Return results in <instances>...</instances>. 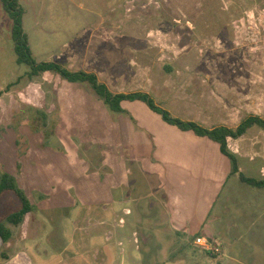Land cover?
Listing matches in <instances>:
<instances>
[{
	"label": "rangeland",
	"instance_id": "rangeland-1",
	"mask_svg": "<svg viewBox=\"0 0 264 264\" xmlns=\"http://www.w3.org/2000/svg\"><path fill=\"white\" fill-rule=\"evenodd\" d=\"M20 3L37 62L95 73L115 94L146 92L172 116L207 128H236L251 115L264 119V0ZM12 23L0 2V176L15 177L33 210L18 226L7 224L20 203L11 191L0 196V222L12 230L7 242L0 238V264L23 247L34 264H264V188L240 180V174L264 179V129L258 126L228 140L239 172L231 169L199 230L171 226L159 177L143 172V160L131 159L126 150L127 185L111 195L110 210L77 200L71 208L43 212L49 197L41 192L45 183L81 178L77 163L53 165L61 160L48 156L50 148L79 147L83 156L90 150L88 174L96 173L98 184L112 171L100 167L103 148L149 147L147 136L156 143L154 162L166 171L186 166L193 176V166L212 163L219 146L166 124L143 103L125 102V113L118 114L87 83H70L54 73L30 77L29 66L17 62ZM47 156L56 178L32 183L23 162ZM186 192L195 199L198 190L193 185ZM99 193L110 199L108 188ZM84 214L86 224L80 219ZM75 225L88 230L76 232ZM198 236L220 252L196 246Z\"/></svg>",
	"mask_w": 264,
	"mask_h": 264
},
{
	"label": "crops",
	"instance_id": "crops-1",
	"mask_svg": "<svg viewBox=\"0 0 264 264\" xmlns=\"http://www.w3.org/2000/svg\"><path fill=\"white\" fill-rule=\"evenodd\" d=\"M146 135L150 138L151 134L147 133ZM146 139L150 143L149 147H145L144 144V147L103 148L102 164L100 167L107 166L112 171L107 175L104 181H99L98 184L96 183L97 181L94 175L96 173L91 175L88 174L89 169L93 166V163L91 162L92 155H90L91 151L89 150L87 152L88 156L85 155V153V156H83L79 147H67V152L57 151V149L55 150L53 148L45 151L49 154L48 156L52 158L56 157L61 160L55 163L53 161V165L55 166L63 167L77 163L80 166L78 176L81 177L78 181H69L66 183L67 185L61 182L60 179L57 183L54 182L52 176L56 178V174L54 173L55 167L50 165V162H47L49 161L48 156L44 158L45 160L41 159L36 161V165L33 160L26 159L22 165L23 173L28 174L29 172L32 174V176H30L32 183L38 185H43L41 180H48L49 178L50 181L51 176L53 181L45 183L48 187L46 186V188L41 189L42 193L49 196L47 202L41 207L43 212L44 210L48 211L49 209L61 210L71 208L76 204L77 200L83 204V206L104 204V209H106L107 206V210H110L111 205L115 202L111 195H114L115 192L123 189L124 186L127 185V181L124 179L125 175L128 177L125 171L127 156H125L124 152L126 150L130 152H128V154L131 159L143 160L141 165L143 172L152 177H159V180L165 189V193L168 196L165 204L167 207L166 216L169 218L171 226L175 227L177 230H184L187 232L188 230L196 231L201 227H204L215 204L220 199L227 183L229 182V173H231L230 171L232 169L231 163L228 161L229 159L225 157L219 149L213 162L208 163L206 167H202V165L200 167L193 166L194 168L191 169L193 176L190 174L189 170L186 169V166L184 167L185 169H180L178 166H172L168 167V170L166 171L156 161L154 162L152 160L153 158L156 159V143H153L151 139L147 138V136ZM58 162H60V165H58ZM41 174L43 176H40ZM113 176L118 178H114ZM116 179H119V181H116ZM193 185H195L198 190L195 199L189 197L186 192V188L190 189ZM107 188L109 191V200L104 195L100 196L99 193L100 191H106ZM24 191L30 200L25 189ZM260 194L263 195L262 193ZM175 195L177 197H175ZM103 196L106 197L103 198L104 200H102ZM97 198H101L99 199L100 202L99 200L96 201ZM190 209H194L193 213ZM80 219L84 220V224H86L88 223L89 215L85 216L84 214ZM77 229L79 231L88 230L87 227L82 228L75 225V231L79 232ZM12 253L13 255L11 254L5 258L2 264H34V261L25 252V247L18 252L13 251Z\"/></svg>",
	"mask_w": 264,
	"mask_h": 264
},
{
	"label": "trees",
	"instance_id": "trees-1",
	"mask_svg": "<svg viewBox=\"0 0 264 264\" xmlns=\"http://www.w3.org/2000/svg\"><path fill=\"white\" fill-rule=\"evenodd\" d=\"M4 10L12 19L11 37L14 43V50L17 56V62L29 66L30 77L37 76L42 73H54L62 77L70 83H87L91 88L103 98L104 102L110 107L114 113H125L123 103L140 102L145 104L150 111L159 115L162 120L182 132H191L196 137L207 138L219 146L220 152L227 157L232 164V172L238 173V158L229 150L228 140L239 139L246 134V132L258 126L264 129V119L251 115L244 120L236 128L227 126H217L214 128H207L195 121L182 120L159 106L154 98L146 92L133 93H113L108 86L99 81L95 73H88L84 71H71L56 62H37L32 55L29 38L23 29V9L20 0H0ZM130 116V115H129ZM133 121L134 119L130 117ZM240 180L252 187L264 188V179H255L240 174ZM13 192L19 200V209L7 217L6 223L18 226L23 222L24 218L33 210V206L25 194L17 184L15 177L4 172L0 176V196L6 192ZM12 237V230L7 227L4 222H0V238L5 243Z\"/></svg>",
	"mask_w": 264,
	"mask_h": 264
},
{
	"label": "built area",
	"instance_id": "built-area-1",
	"mask_svg": "<svg viewBox=\"0 0 264 264\" xmlns=\"http://www.w3.org/2000/svg\"><path fill=\"white\" fill-rule=\"evenodd\" d=\"M194 244L198 247L204 248L206 251L210 253L220 252V249L217 245H214L212 242H210L207 238L203 236L196 237Z\"/></svg>",
	"mask_w": 264,
	"mask_h": 264
}]
</instances>
